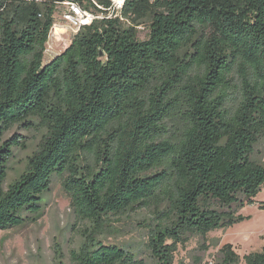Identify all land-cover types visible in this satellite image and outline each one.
<instances>
[{
    "label": "trees",
    "instance_id": "obj_1",
    "mask_svg": "<svg viewBox=\"0 0 264 264\" xmlns=\"http://www.w3.org/2000/svg\"><path fill=\"white\" fill-rule=\"evenodd\" d=\"M65 1L0 0V231L35 222L61 177L75 217L100 229L156 209L148 247L158 264H174L187 235L243 222L239 211L264 188L254 159L264 139V0H127L121 17L82 28L45 63ZM74 1L102 13L92 0ZM231 91L240 96L234 110L225 108ZM40 124L39 150L5 190L14 149L26 147L6 133ZM226 249L222 264H240ZM72 260L146 264L94 235ZM243 260L264 264V251Z\"/></svg>",
    "mask_w": 264,
    "mask_h": 264
},
{
    "label": "rangeland",
    "instance_id": "obj_2",
    "mask_svg": "<svg viewBox=\"0 0 264 264\" xmlns=\"http://www.w3.org/2000/svg\"><path fill=\"white\" fill-rule=\"evenodd\" d=\"M65 9V5L57 6L54 18L60 25L64 24L62 13ZM151 22L149 17L138 27L140 41L148 38ZM62 32L58 30L57 33L61 35L54 36L47 45L45 63L53 60L71 43L74 37L72 30L65 27ZM187 52L188 55L182 53L183 57H188L192 51L189 49ZM195 73L194 69L192 74ZM232 77L234 84L240 86L239 75L233 73ZM230 94L225 108L234 110L240 96L237 91H231ZM46 134L47 129L41 124L34 130L16 126L6 133V140L19 138L26 147L14 149L5 190L24 173L29 159L39 150ZM254 159L264 164V139L257 145ZM91 161L96 166L95 159ZM63 179H54L50 191L44 196L42 212L35 217V222L0 231V264H73V252L79 253L93 235L106 244H116L133 251L138 260L146 264H158L148 247L155 225L160 221L156 219V209L140 210L124 217H110L100 229L75 217L70 197L63 187ZM239 215L246 219L230 229L214 231L204 237L187 235V242L178 246L174 264H222L228 257L226 246H231L230 251L239 256L240 264H245V256L263 252L264 188L256 198V203L240 210Z\"/></svg>",
    "mask_w": 264,
    "mask_h": 264
},
{
    "label": "built area",
    "instance_id": "obj_3",
    "mask_svg": "<svg viewBox=\"0 0 264 264\" xmlns=\"http://www.w3.org/2000/svg\"><path fill=\"white\" fill-rule=\"evenodd\" d=\"M110 1H111L110 7L104 8L103 6L98 5L95 2V0H92V2L96 5L98 9L102 11V13H96L91 9H87L83 5L79 4L74 0H67L65 2L58 3L59 5L66 6V9L62 13V21L64 24L60 25L58 22L56 21L54 22V25L49 34L47 45L54 36L57 37L60 36L61 34L57 33L58 30L62 32L65 27L70 28L75 36L77 33L81 31L82 28L92 25L96 20L104 19V18L110 19V18L121 17V13L125 7L127 0H110ZM106 12H108V14Z\"/></svg>",
    "mask_w": 264,
    "mask_h": 264
}]
</instances>
